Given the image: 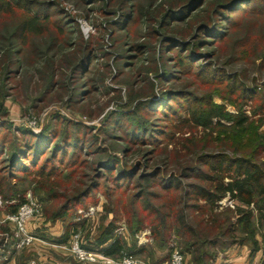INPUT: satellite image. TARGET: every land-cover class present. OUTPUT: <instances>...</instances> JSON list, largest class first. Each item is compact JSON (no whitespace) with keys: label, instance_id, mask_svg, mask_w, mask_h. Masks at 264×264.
I'll list each match as a JSON object with an SVG mask.
<instances>
[{"label":"rangeland","instance_id":"obj_1","mask_svg":"<svg viewBox=\"0 0 264 264\" xmlns=\"http://www.w3.org/2000/svg\"><path fill=\"white\" fill-rule=\"evenodd\" d=\"M34 1L37 5L30 7L48 11L51 21L55 23L57 21L59 25H44L45 31L35 35L30 34L23 42L19 37L20 31L16 28L27 17L22 8L11 11L3 9L0 12V107H2L0 122L6 125L11 124V129H29L34 134L41 133L46 127L53 129L54 125L62 131L67 123L73 122L90 127L91 131L84 136L87 139L85 151L92 153L87 158L88 162L82 171L91 174L96 160L108 153L123 157L122 148L130 146L133 150L128 159L126 158L127 160L142 159L143 157L137 156V152L144 151L151 168L160 167L164 173L173 172L178 175V178L183 165L200 164L199 159L204 154L236 155L234 150L237 148L238 140L218 139L216 133L208 137L201 128L186 134L179 132L176 134V136H189L187 140L176 138L170 142L168 137L158 135L161 139L159 144L168 143V147L157 152L153 150L155 146L150 143L132 145L133 143L129 141L127 135H124L123 130V126L128 125L130 119L124 114L134 111L137 101L144 103L150 99L153 102L165 101L171 109L176 108L181 110L177 113L184 114L187 102L185 98L178 96L183 93V90H189L198 96H205L207 92L212 93V99L216 104L223 103L220 93L214 92L212 88L220 87L217 80L215 85H207L195 74L184 71L178 79H171L162 84L160 76L163 69L172 67L177 71L179 69L175 66V61L169 58V56L177 55L178 50L174 48L172 52H167L166 56L164 39L183 36L186 39L185 42L194 41V35L200 23H212L213 19L217 21L219 11H224L222 5L229 0H205L204 5L194 12L188 21L187 19L178 21L169 27L159 22V14L169 8L177 9L187 0ZM263 1L253 0L250 4L244 5L241 10L232 13V22H223L226 23L227 36L213 45L206 44L197 48L201 53L208 52L210 55L206 58L203 56V59L198 60L194 67L197 71L200 65L205 66L207 62L213 61L223 69L225 74L231 76L230 78L237 79L242 87L248 86V90L249 88L253 90L257 86L255 100H250L244 106L250 114L253 109H260L257 105H264V12H262L264 3L261 4ZM43 2H51L52 7L45 10L43 6L38 5ZM129 3L136 9L135 16L131 21L125 22V25H128L126 28H123L125 27L123 24H120V27L116 26L117 20L125 18L121 17V10L128 9ZM160 4H162L161 7H159ZM200 11L201 14L193 19ZM207 15L209 17L206 19ZM54 41L59 45L52 49L49 45ZM90 47L95 49L94 59L86 62V65L91 62L89 70L79 74L78 71L75 72L74 67L80 58L87 55L85 50ZM206 71L208 77L212 75L216 79L220 77L219 72L213 73L212 69ZM50 82L55 84L45 94L44 91L50 86ZM167 89L173 90V93L165 94L164 97L163 93ZM71 96H73L72 102L69 100ZM239 103L242 104L243 100ZM225 104L228 112H237L234 105ZM163 111L165 108L157 113L156 107L147 106L145 110L140 111L139 117L145 118L141 120L156 122L162 126L166 123L167 127L169 120L162 119ZM170 112L173 111L170 110ZM111 113L117 114L114 121L116 124L120 123V127L116 128L115 125L116 130L112 132L113 125H110L107 132L102 131L107 116L110 115L109 119L112 118ZM262 117L264 119L260 111L252 118L257 120ZM255 125H257L256 122ZM6 130L0 131V136ZM110 133L117 135L116 138L110 139ZM259 135H264V120L258 125L256 133L248 136V140L243 144L244 147H251L250 144ZM100 149L106 152L99 153ZM121 159L127 161L124 158ZM255 161L264 170V151ZM153 168L150 171H153ZM180 179L182 186L195 181L194 177H180ZM109 184L106 183L107 187ZM72 185L74 180L69 183L66 181L60 186L59 191L65 192ZM24 187L26 188L25 201L8 202L0 196V264H30L33 260L39 264H107L104 259L98 262L80 261L71 251L76 240L83 248L88 249L87 245L96 242L101 226L112 220L114 214L107 212L105 206L114 205L112 200L115 196L113 198L106 196L103 192L105 186L102 190L94 192L83 204L74 206L69 215L58 219H53L50 213L53 209H57L61 200H43L41 197H46V192L37 189L29 182H26ZM46 189H54V186L49 185ZM182 192L183 190L180 191ZM117 195L121 196L122 200L118 203L122 212L118 221L120 224L118 233L126 238L129 246L133 247L132 244L136 239L137 246L147 248L145 253L138 255L142 261L147 264H167L173 250L179 249L184 254V264H193V254L184 249L182 240L179 238L173 237L168 248L158 247L148 228L140 231L134 238L128 230L127 219L123 212L124 206L130 204V198L121 192ZM27 202H32L36 211L26 221L25 230L22 231L13 217ZM153 203L157 202L153 200ZM11 204H16L17 208L11 210ZM220 204L222 205L220 210L224 208L223 211L230 217L234 214L232 211L240 205L229 197L220 201ZM226 208L229 209L226 210ZM202 211L206 212L202 209L189 213L192 226L200 233L207 227L202 219L208 214ZM62 237L64 239H61ZM259 237H262L264 241V229L258 233L257 238ZM238 245L242 244L236 243L225 249L217 248L215 261L227 255L231 247ZM88 250L99 253L96 249ZM122 256L114 260L117 262Z\"/></svg>","mask_w":264,"mask_h":264},{"label":"trees","instance_id":"obj_2","mask_svg":"<svg viewBox=\"0 0 264 264\" xmlns=\"http://www.w3.org/2000/svg\"><path fill=\"white\" fill-rule=\"evenodd\" d=\"M127 1L129 2V0ZM252 1L229 0L225 5H222L224 11H219L217 21L213 19L212 23L202 22L198 27L196 26L197 33L195 32L194 41L185 42L186 39L182 35L178 38L171 35L172 37H167L163 41L165 55L167 52H172L174 48L178 50L177 55L169 56V58L175 61V66L179 69L178 71L174 67L163 69L160 76L161 83L178 79L184 74V71L192 75L195 74L207 85H215L217 80L220 87L213 86L212 88H214V92L220 93L223 103L216 104L212 99V93L207 92L205 96H198L189 90H183V93L178 97L185 98L187 102L184 114L177 113L181 110L176 108L171 109L168 102L161 100L153 102L151 99L146 103L137 101L134 111L124 114L130 118L129 124L123 126L124 135L129 137L132 145L150 143L155 146L152 148L157 152L168 147V143L159 144L161 139L158 135L168 137L170 142L176 138L187 140L189 136H176V134L178 132L186 134L190 131L194 132L196 128H201L204 130L205 136L208 137H212L216 133L218 139L238 140L237 148L234 150L236 155L207 153L200 157V164L181 165L182 167H179L180 177L195 178V181L187 183L186 186L181 185L180 177L178 178V175L173 172L164 173L160 167L157 169L152 167L154 170L150 171L152 168L148 165L144 151L137 152V156L143 157L142 159L127 160L133 150L131 146L122 148L123 157L108 153L96 160L94 167L92 166L93 173L91 174L82 171L88 162L87 158L92 153L85 151L87 139L84 136L91 131L90 127L73 122L67 123L62 131L54 125L53 129L46 127L41 133L34 134L29 129H11V124L6 125L0 122V131L7 129L0 136V196L2 199L8 202L25 201L26 188L24 185L29 182L37 189L46 192V197H41L43 200H61L57 209H53L50 213L53 219H58L69 215L74 206L83 204L94 192L102 190L105 186L103 189L105 195L116 198L112 200L114 205L105 206L106 211L114 215L112 220L101 226L96 242L87 245V248L96 249L112 258L121 257L124 253L138 256L147 251L146 247L137 246L136 239L132 244L133 247L129 246L126 238L118 233L120 228L118 221L122 215L118 206L122 200L121 196L117 195L120 192L127 194L130 198V204L125 203L123 212L127 219L128 230L134 238L146 228L151 230V237L158 247L168 248L173 237L179 238L182 240L184 249L193 254V264H214L217 248L225 249L236 243L247 244L251 248L252 254L259 250L260 241L257 235L264 229V170L255 160L263 154L264 135L257 136L255 141L250 144L251 147H244L243 144L248 140L249 135L252 136L253 133H256L258 125L263 122V117L257 120L252 117L260 111L264 115V105H257L260 109H253L252 114L248 113L244 106L250 100H255V94L258 92L257 86L253 90L250 88L248 90V86L242 87L237 79L233 80L234 77L230 78L231 76L225 74L216 62L214 64L213 61H209L207 65L202 64L197 71L194 70L198 60L203 59V56L206 58L210 55L208 52L201 53L197 48L222 41L227 36V30H225L227 27L225 26L226 23L232 22V13L241 10L244 5H248ZM204 2L205 0H187L177 9L162 10L163 12L158 16L159 22L169 27L178 21L186 19L188 21L189 17L204 5ZM36 3L34 0L0 1V12L3 9L11 11L22 8V11L27 15L16 27L20 31L19 37L23 42L27 40L26 36L45 31V26L48 24L59 25L57 21L56 23L51 21L48 11L30 7L37 5ZM263 3L264 1L261 2V4ZM38 5L43 6L45 10L52 7L51 2L38 3ZM262 12H264V5ZM135 14L134 5L129 3L128 9L121 10V17L127 19L117 20L115 25L120 27V24H123L125 26L123 28H126L128 25L126 26L125 22L131 21ZM200 14L201 11L196 13L193 19ZM208 17L209 15L206 19ZM58 45L54 41L50 43L49 47L53 49ZM85 51H87V55L80 58L74 67L75 72L78 71L79 74L82 71V74L88 71L91 62H88L87 65L86 62L94 59V48L90 47ZM184 62L187 63L184 64ZM53 64L55 65V60H53ZM208 69H212L216 74L219 72L220 77L217 79L213 75L208 77L206 75ZM54 84L55 82H50V86L45 89L44 93L49 92ZM171 92L173 93V90L167 89L163 96L165 97V94ZM69 100L72 102L73 96ZM242 100L243 103L240 104L239 102ZM225 103L234 105L237 112H228ZM147 106L149 108L156 107L157 113L165 108L162 119L169 120L167 121L168 126L166 127V123L162 126L156 122L141 120V118H145L139 117V113ZM167 106H169L168 109ZM111 115V119H109L110 115L105 119L102 131L107 132L108 126L113 125L111 126L113 132L120 125L114 121L117 114L111 113ZM172 118L173 121H171ZM167 128L170 132L167 131ZM94 136L98 138L96 135ZM116 136L114 133H110L109 138L115 139ZM100 152L105 153L106 151L100 149ZM121 158H127V161H123ZM73 180L74 185L68 188L67 192L59 191L64 182L68 181L69 183ZM106 183H110L109 187ZM49 185L54 186V189H46ZM181 190H183L182 193H180ZM226 197L240 204L232 211L234 214L231 217L223 211L224 208L220 210L222 206L220 201ZM153 200L157 203H153ZM16 208V204H11V210ZM202 209L206 210V212H202L208 215L202 219L207 227L203 226L204 229L200 233L192 226L189 213ZM228 209L226 208V210Z\"/></svg>","mask_w":264,"mask_h":264},{"label":"built area","instance_id":"obj_3","mask_svg":"<svg viewBox=\"0 0 264 264\" xmlns=\"http://www.w3.org/2000/svg\"><path fill=\"white\" fill-rule=\"evenodd\" d=\"M36 209L33 207L32 202H27L22 205L16 215H14V220L18 224L19 228L24 231L26 221L32 217ZM72 253L77 259L83 262H98L100 259H104L107 264H147L142 261L138 256L125 254L117 262L114 258L104 255L101 252H96L94 250H88L83 248L79 241L76 240L71 248ZM185 257L184 254L179 249H174L171 253V257L167 264H184ZM30 264H39L37 261L33 260Z\"/></svg>","mask_w":264,"mask_h":264},{"label":"crops","instance_id":"obj_4","mask_svg":"<svg viewBox=\"0 0 264 264\" xmlns=\"http://www.w3.org/2000/svg\"><path fill=\"white\" fill-rule=\"evenodd\" d=\"M260 248L252 254L247 244L231 247L227 255L216 259L214 264H264V241L259 237ZM263 241V242H262Z\"/></svg>","mask_w":264,"mask_h":264}]
</instances>
